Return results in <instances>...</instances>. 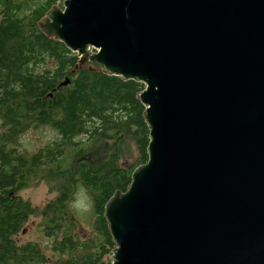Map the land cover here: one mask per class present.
Here are the masks:
<instances>
[{
  "label": "water",
  "instance_id": "obj_1",
  "mask_svg": "<svg viewBox=\"0 0 264 264\" xmlns=\"http://www.w3.org/2000/svg\"><path fill=\"white\" fill-rule=\"evenodd\" d=\"M38 27L72 73L144 86L147 161L99 264H264V0H63Z\"/></svg>",
  "mask_w": 264,
  "mask_h": 264
},
{
  "label": "trees",
  "instance_id": "obj_2",
  "mask_svg": "<svg viewBox=\"0 0 264 264\" xmlns=\"http://www.w3.org/2000/svg\"><path fill=\"white\" fill-rule=\"evenodd\" d=\"M59 1L0 0V264H99L115 247L104 205L147 161L143 84L87 68L72 73L76 53L38 27ZM40 127L57 138L32 154L20 152L18 137ZM124 143L136 150L133 166L122 161ZM39 181L56 194L35 207L19 193ZM80 189L95 234L85 240L75 236L70 213ZM31 217L52 240L53 260L38 241L16 240Z\"/></svg>",
  "mask_w": 264,
  "mask_h": 264
},
{
  "label": "rangeland",
  "instance_id": "obj_3",
  "mask_svg": "<svg viewBox=\"0 0 264 264\" xmlns=\"http://www.w3.org/2000/svg\"><path fill=\"white\" fill-rule=\"evenodd\" d=\"M62 1L63 0L56 3L58 7H62ZM56 138L57 135L55 132L49 128L40 127L35 130H29L18 137V149L20 152L32 154L39 147L46 145ZM124 144L125 145H123L121 149L122 161L127 164V166H133L137 160L136 150L132 145H128L129 143ZM19 194L22 198L28 200L33 206L41 207L48 200L53 198L56 193L50 191V186L48 184L43 181H39L21 190ZM91 212L88 197L83 190H78L74 200L70 203V213L71 221L75 224V236L79 237L80 240L90 239L95 236L91 229V225L89 224L91 221ZM38 224L39 219L31 217L25 225L23 231L16 237V240L18 242L38 241L40 248L42 250L44 248L43 251L48 257H50L51 260H53V258H51L53 252L50 247L52 240L50 238H45L42 231H38ZM112 250L110 251L112 252Z\"/></svg>",
  "mask_w": 264,
  "mask_h": 264
},
{
  "label": "bare ground",
  "instance_id": "obj_4",
  "mask_svg": "<svg viewBox=\"0 0 264 264\" xmlns=\"http://www.w3.org/2000/svg\"><path fill=\"white\" fill-rule=\"evenodd\" d=\"M144 87V86H143ZM144 89V88H143Z\"/></svg>",
  "mask_w": 264,
  "mask_h": 264
}]
</instances>
